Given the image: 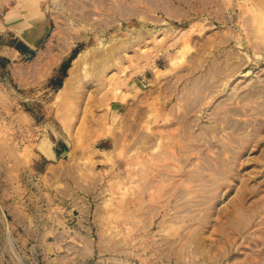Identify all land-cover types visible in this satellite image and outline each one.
I'll return each mask as SVG.
<instances>
[{"label":"rangeland","instance_id":"obj_1","mask_svg":"<svg viewBox=\"0 0 264 264\" xmlns=\"http://www.w3.org/2000/svg\"><path fill=\"white\" fill-rule=\"evenodd\" d=\"M0 264H264V0H0Z\"/></svg>","mask_w":264,"mask_h":264},{"label":"bare ground","instance_id":"obj_2","mask_svg":"<svg viewBox=\"0 0 264 264\" xmlns=\"http://www.w3.org/2000/svg\"><path fill=\"white\" fill-rule=\"evenodd\" d=\"M20 2H23V0H20ZM120 51H122V50H120ZM113 56L116 58L115 52L113 53ZM117 63H120L119 57H118V62ZM98 73H100V71Z\"/></svg>","mask_w":264,"mask_h":264},{"label":"crops","instance_id":"obj_3","mask_svg":"<svg viewBox=\"0 0 264 264\" xmlns=\"http://www.w3.org/2000/svg\"><path fill=\"white\" fill-rule=\"evenodd\" d=\"M19 4H20V0H18Z\"/></svg>","mask_w":264,"mask_h":264}]
</instances>
